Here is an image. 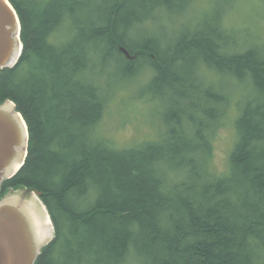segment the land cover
Wrapping results in <instances>:
<instances>
[{"label":"trees","instance_id":"trees-1","mask_svg":"<svg viewBox=\"0 0 264 264\" xmlns=\"http://www.w3.org/2000/svg\"><path fill=\"white\" fill-rule=\"evenodd\" d=\"M222 1L199 18V0H9L23 53L0 73V106L16 105L30 141L0 199L41 195L55 238L36 264H264V13L240 28L239 0ZM140 87L163 101L159 135L119 148L102 120L117 90Z\"/></svg>","mask_w":264,"mask_h":264},{"label":"water","instance_id":"water-1","mask_svg":"<svg viewBox=\"0 0 264 264\" xmlns=\"http://www.w3.org/2000/svg\"><path fill=\"white\" fill-rule=\"evenodd\" d=\"M21 31V22L12 4L9 0H0V73L19 63L23 53ZM29 141L22 114L13 102H5L0 106V193L3 182L15 177L25 165ZM40 197L21 188L10 190L0 199V264H36L43 249L53 242L55 228ZM43 205L52 226L50 235L44 239L39 237L36 219L44 214Z\"/></svg>","mask_w":264,"mask_h":264},{"label":"rangeland","instance_id":"rangeland-1","mask_svg":"<svg viewBox=\"0 0 264 264\" xmlns=\"http://www.w3.org/2000/svg\"><path fill=\"white\" fill-rule=\"evenodd\" d=\"M264 0H239L231 9L234 24L240 28L250 27L251 17L258 10L264 13ZM198 17L209 10H216V6H225L222 0H199ZM251 4V5H250ZM256 5V6H255ZM259 6V7H258ZM258 7V8H257ZM256 11V12H255ZM264 26V22H262ZM103 71V69H100ZM112 66L105 69V73H113ZM143 71V70H142ZM213 78H215V75ZM142 87L126 91L117 90V98L109 106L101 123L102 135L119 148H129L147 140L156 139L161 124L160 111L162 100L157 99L151 105L141 100ZM139 99H135L138 98ZM146 98V97H145ZM151 99V98H148ZM235 113L229 111L225 123L220 127L215 139L213 166L217 172L225 173L229 169V158L236 144Z\"/></svg>","mask_w":264,"mask_h":264},{"label":"bare ground","instance_id":"bare-ground-1","mask_svg":"<svg viewBox=\"0 0 264 264\" xmlns=\"http://www.w3.org/2000/svg\"><path fill=\"white\" fill-rule=\"evenodd\" d=\"M42 208H43V213L45 215L40 212L41 213L40 216L38 214L39 217H37L36 219L38 220L37 227H38V230L40 232V236L39 235L38 236L40 238H43L44 239V238H47L50 235L49 232H51L50 230H51V227L52 226H51V223H50V220H49V217H48V213H47L44 205H43ZM39 218H41V219L39 220Z\"/></svg>","mask_w":264,"mask_h":264}]
</instances>
